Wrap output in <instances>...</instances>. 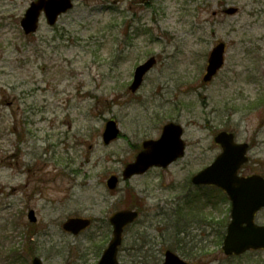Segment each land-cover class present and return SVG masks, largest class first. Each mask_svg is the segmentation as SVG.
Segmentation results:
<instances>
[{"label": "rangeland", "instance_id": "1", "mask_svg": "<svg viewBox=\"0 0 264 264\" xmlns=\"http://www.w3.org/2000/svg\"><path fill=\"white\" fill-rule=\"evenodd\" d=\"M29 4L0 0V264H96L108 217L124 208L140 215L123 233L119 264H158L166 249L189 264H264V251L229 258L204 246L208 237L193 244L188 222L190 178L218 154L216 132L250 143L248 164L264 172V0H73L55 25L41 16L25 35ZM219 41L224 65L203 82ZM150 56L154 66L131 92ZM110 119L119 134L105 144ZM169 121L184 128V157L122 181L142 141ZM110 175L120 178L114 191ZM78 216L91 226L64 232Z\"/></svg>", "mask_w": 264, "mask_h": 264}, {"label": "water", "instance_id": "2", "mask_svg": "<svg viewBox=\"0 0 264 264\" xmlns=\"http://www.w3.org/2000/svg\"><path fill=\"white\" fill-rule=\"evenodd\" d=\"M71 0H35L25 10L20 25L25 34L34 33L38 27L40 13L43 12L46 22L54 25L62 13L71 9ZM237 8L228 7L223 13L234 14ZM225 43H217L211 50L203 81H209L222 67L224 63ZM155 57L151 56L143 64L136 67L134 78L129 89L136 91L143 81L144 75L154 65ZM183 129L179 124L169 122L162 128L158 139L143 141V150L135 157L134 161L125 165L122 171V179H129L133 175L142 174L150 167H167L171 162L184 155L185 142L181 138ZM118 134L116 123L109 120L105 124L102 138L105 144L109 143ZM215 141L220 143L223 151L206 168L192 177L195 184H215L225 189L233 203L232 222L228 227L224 242V251L227 254L240 253L248 248L264 247V226L253 224V214L261 206H264V187L254 183L256 177L239 179L237 170L247 157L245 156L247 145L233 142L232 133L220 131ZM260 178L257 183L264 185ZM118 177L111 175L107 179L109 189L116 188ZM249 190V191H248ZM28 219L36 221L34 211L28 212ZM138 216L135 210H120L115 212L109 219L113 227V237L108 247L97 264H118L116 254L121 243L123 228ZM90 224L89 219L69 218L63 224V228L72 234H78ZM243 224H245L243 226ZM31 264H42L41 259L34 257ZM162 264H187L172 251L165 252V260Z\"/></svg>", "mask_w": 264, "mask_h": 264}, {"label": "flooded vegetation", "instance_id": "3", "mask_svg": "<svg viewBox=\"0 0 264 264\" xmlns=\"http://www.w3.org/2000/svg\"><path fill=\"white\" fill-rule=\"evenodd\" d=\"M33 0H30V3ZM7 105H12L11 101L6 102ZM15 128V127H14ZM216 134H213V144L214 146L218 147L220 153L222 151L221 145L215 142L214 137ZM234 141L239 142L236 138V135L234 134ZM247 143V142H246ZM248 144L247 148V155L248 160L246 163L242 164L239 170L237 171V177L238 178H249V177H259L264 181V172L261 170H251V167L249 166V153L252 149V145L250 143ZM257 183V179L254 181ZM259 186L264 187L263 184L257 183ZM191 191L194 192V196L190 198L189 201V225L190 228L193 229L194 234L192 237V243L194 244V241L196 244H200L201 240L205 239V237H208V239H205V244H209L212 246V249H214L216 252L223 254L226 257L229 258H240L243 256H246L247 254H251L254 252H260L264 251V248L261 249H249L244 251L243 253H240L238 255L231 254L226 255L223 251V244L225 240V236L227 233V227L231 220V201L226 193L225 190L218 187L217 185L213 184H198L194 185L191 183ZM264 211V207H260L255 211L253 214V222L256 225H264V223L260 222L259 215ZM92 220V219H91ZM107 226L110 229L112 233V227L109 223V220H107ZM94 223V220H93ZM134 224V223H132ZM130 224V225H132ZM128 225V226H130ZM127 226V227H128ZM125 227V228H127ZM111 237V235H110ZM212 238V240L210 239ZM123 240V239H122ZM109 241V240H108ZM107 241V243H108ZM199 241V242H197ZM122 245V243H121ZM121 245L119 246L118 252H117V259H118V253L121 250ZM107 247V244L105 248ZM105 248L102 249V252L100 254L99 259L101 258ZM140 248H138L136 245H130L126 251H138ZM202 255H200L201 257ZM134 256L131 257V259L134 261ZM98 259V260H99ZM163 261V258L159 261L158 264H160ZM98 262V261H97ZM96 262V264H97ZM189 264V263H188Z\"/></svg>", "mask_w": 264, "mask_h": 264}]
</instances>
